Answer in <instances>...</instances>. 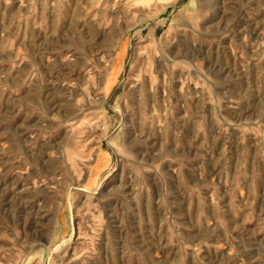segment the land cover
<instances>
[{
    "label": "rangeland",
    "instance_id": "rangeland-1",
    "mask_svg": "<svg viewBox=\"0 0 264 264\" xmlns=\"http://www.w3.org/2000/svg\"><path fill=\"white\" fill-rule=\"evenodd\" d=\"M0 264H264V0H0Z\"/></svg>",
    "mask_w": 264,
    "mask_h": 264
}]
</instances>
